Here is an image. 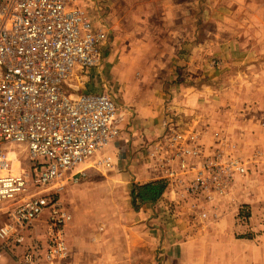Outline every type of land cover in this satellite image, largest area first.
I'll return each instance as SVG.
<instances>
[{"label": "rangeland", "instance_id": "rangeland-1", "mask_svg": "<svg viewBox=\"0 0 264 264\" xmlns=\"http://www.w3.org/2000/svg\"><path fill=\"white\" fill-rule=\"evenodd\" d=\"M85 1L106 18L109 47L100 66L64 81L65 93H109L125 118L121 137L58 190L71 215L64 264H264V0ZM164 120L201 132L208 152L233 151L247 173L208 204L170 190L149 163ZM6 148L18 171L28 167L25 146ZM105 156L112 166L95 164ZM160 180L159 200L133 201L135 186Z\"/></svg>", "mask_w": 264, "mask_h": 264}, {"label": "built area", "instance_id": "built-area-1", "mask_svg": "<svg viewBox=\"0 0 264 264\" xmlns=\"http://www.w3.org/2000/svg\"><path fill=\"white\" fill-rule=\"evenodd\" d=\"M109 41L107 23L81 0H0V211L7 218L0 262L64 264L70 256L71 215L58 190L121 137L125 115L109 93L66 94L64 81L75 70L100 66ZM202 139L164 120L149 163L170 190L184 198L206 195L208 204L236 174L247 173V164L222 147L208 152ZM8 143L26 147L28 167L16 169ZM96 162L110 167L112 157ZM43 218L48 229L40 239L34 229Z\"/></svg>", "mask_w": 264, "mask_h": 264}, {"label": "trees", "instance_id": "trees-1", "mask_svg": "<svg viewBox=\"0 0 264 264\" xmlns=\"http://www.w3.org/2000/svg\"><path fill=\"white\" fill-rule=\"evenodd\" d=\"M165 188L166 183L162 180L135 186L132 190L133 201L140 200L142 203L156 202L161 198Z\"/></svg>", "mask_w": 264, "mask_h": 264}, {"label": "crops", "instance_id": "crops-1", "mask_svg": "<svg viewBox=\"0 0 264 264\" xmlns=\"http://www.w3.org/2000/svg\"><path fill=\"white\" fill-rule=\"evenodd\" d=\"M90 1H93V5H95V6H99V1L98 0H90ZM85 5H87V1H85ZM87 7V6H86ZM101 17V19H103V20H105L106 18L104 17V16H100ZM108 29H109V27H108ZM110 30V29H109ZM110 33H111V30H110ZM108 49V48H107ZM108 50H106L105 51V53H104V57H105V54H106V52H107ZM86 69H89V68H86ZM84 69H78V71L77 70H75L74 71V76H78V73H81L82 71H83ZM77 71V72H76ZM72 75V76H73ZM80 77V76H79ZM81 80H79V84L81 83L80 82ZM72 87H73V89L75 90V89H77L78 87H81V86H79V85H74L73 86V84L71 85ZM83 90H79L77 93H74V94H81V93H85V92H95V91H93V89L91 88V87H88V86H85L84 88H82ZM73 93V92H72ZM116 141V140H115ZM119 141H121V144L120 145H124V147L126 148V144H124V139H121V140H119ZM118 156H119V158H121L123 155H122V152L120 153V155L118 154ZM136 160V157L133 159V161H135ZM87 163L86 164H84V165H82V166H80L78 169L80 170V169H87ZM148 181H151V180H148ZM0 212H2L4 215H5V212H3V211H0ZM6 217V216H5ZM5 223V222H4ZM13 264H15L14 262H13ZM171 264H174V262H172Z\"/></svg>", "mask_w": 264, "mask_h": 264}]
</instances>
